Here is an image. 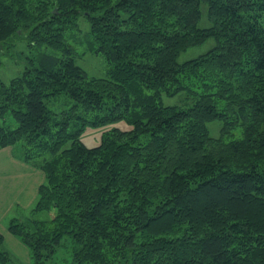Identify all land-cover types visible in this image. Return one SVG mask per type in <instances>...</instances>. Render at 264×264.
<instances>
[{
    "label": "trees",
    "instance_id": "obj_1",
    "mask_svg": "<svg viewBox=\"0 0 264 264\" xmlns=\"http://www.w3.org/2000/svg\"><path fill=\"white\" fill-rule=\"evenodd\" d=\"M72 33L104 77L76 64ZM20 40L35 53L0 79V149L44 173L7 224L30 264H264V0H0V48ZM177 94L187 106L163 105ZM0 264H22L1 235Z\"/></svg>",
    "mask_w": 264,
    "mask_h": 264
},
{
    "label": "rangeland",
    "instance_id": "obj_2",
    "mask_svg": "<svg viewBox=\"0 0 264 264\" xmlns=\"http://www.w3.org/2000/svg\"><path fill=\"white\" fill-rule=\"evenodd\" d=\"M78 24L81 34L85 35V33L89 30L88 22L84 19V17H79ZM197 26L199 28H207L209 26V23L206 19V8L204 7V5L201 6L200 9V18L198 20ZM71 35L72 36L70 37V39H68V41L70 46L72 48H75L76 64L86 72L89 78L104 77L107 67L103 57L101 55H92V54L81 55L82 49L76 46V44H74L73 42V39L75 37L77 38V41L80 42V37L79 35L73 33ZM213 46H214V40L212 38H209L203 44L190 47L185 51L181 52L177 57V62L180 64L190 59L196 58L209 51ZM31 53H35V51H28L26 49L25 42L21 40L16 42L15 44H12V47L10 49L1 47L0 48V79L4 82H7L8 80L20 75L23 72V68L27 61V58L31 56ZM64 99L65 98L52 99L51 102L47 103V106L54 111H61L62 108L64 109L69 107V104H66ZM161 101L164 106H187L186 103L188 102L186 96L183 94H177L176 96L162 95ZM114 127L119 128L121 130L130 129V126L127 125L124 121H118L111 126H104L97 128L86 126L85 130L80 136V141L86 147L97 146L101 141L102 135L107 130ZM221 127H222V123L219 120L209 122L207 124L209 136L212 138L219 137ZM234 132L238 133V129H235ZM15 150H18L19 152L18 145L15 146ZM68 252H69V248H67V246H64L63 257H66ZM58 259H61V256H58Z\"/></svg>",
    "mask_w": 264,
    "mask_h": 264
},
{
    "label": "crops",
    "instance_id": "obj_3",
    "mask_svg": "<svg viewBox=\"0 0 264 264\" xmlns=\"http://www.w3.org/2000/svg\"><path fill=\"white\" fill-rule=\"evenodd\" d=\"M44 173L15 156V147L0 149V235L3 247L22 264H30L27 248L7 230L8 221L35 203Z\"/></svg>",
    "mask_w": 264,
    "mask_h": 264
}]
</instances>
